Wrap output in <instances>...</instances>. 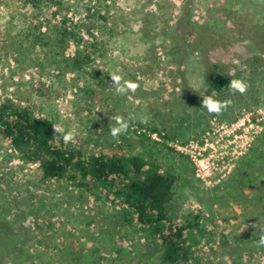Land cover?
Returning a JSON list of instances; mask_svg holds the SVG:
<instances>
[{
    "label": "rangeland",
    "instance_id": "obj_1",
    "mask_svg": "<svg viewBox=\"0 0 264 264\" xmlns=\"http://www.w3.org/2000/svg\"><path fill=\"white\" fill-rule=\"evenodd\" d=\"M258 29L264 0H0V105L71 133L85 157L176 175L170 215L193 224V264H264ZM219 74L246 91L210 92ZM39 175L0 134V264H161L119 198Z\"/></svg>",
    "mask_w": 264,
    "mask_h": 264
},
{
    "label": "trees",
    "instance_id": "obj_2",
    "mask_svg": "<svg viewBox=\"0 0 264 264\" xmlns=\"http://www.w3.org/2000/svg\"><path fill=\"white\" fill-rule=\"evenodd\" d=\"M256 34L264 36V29H258ZM257 69L252 73L250 84L258 95L264 90V65ZM232 80L233 77L219 74L210 80L208 90L231 91ZM0 134L12 149L38 164L40 181L59 180L67 175L78 187L87 188L90 181L100 185L109 196L119 198L138 226L149 230L158 240L161 264H193L187 240L193 224L176 223L170 215L178 182L176 175L160 171L148 173L144 169L145 162L137 156L96 154L85 157L79 149L67 146L52 122L33 118L27 109L13 108L9 104L0 105ZM259 143L264 145V135ZM2 254L0 250V256Z\"/></svg>",
    "mask_w": 264,
    "mask_h": 264
},
{
    "label": "clouds",
    "instance_id": "obj_3",
    "mask_svg": "<svg viewBox=\"0 0 264 264\" xmlns=\"http://www.w3.org/2000/svg\"><path fill=\"white\" fill-rule=\"evenodd\" d=\"M115 79L118 80L119 77H116ZM129 87L135 88V85H129ZM230 88L232 90H234V91H238L240 93H244L246 91L247 85L244 82L240 81V80H232V81H230ZM120 90L123 91L124 89L121 88ZM220 107H221L220 105L218 106L217 104L214 103V104H212L210 106L209 111L210 112H217V111L220 110ZM126 129H127V124L126 123H120L119 127H114L112 129V135L113 136H117L121 132L126 131ZM56 130L59 131L60 129H56ZM71 139H72L71 133H68V134H66L64 136L65 142H67V141H69Z\"/></svg>",
    "mask_w": 264,
    "mask_h": 264
}]
</instances>
